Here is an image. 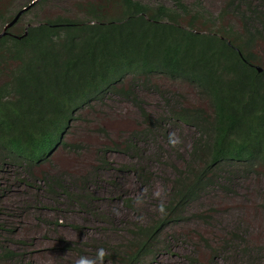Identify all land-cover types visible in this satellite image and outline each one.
<instances>
[{"label": "trees", "instance_id": "obj_1", "mask_svg": "<svg viewBox=\"0 0 264 264\" xmlns=\"http://www.w3.org/2000/svg\"><path fill=\"white\" fill-rule=\"evenodd\" d=\"M172 2L83 0L78 17L46 19L16 33L34 7L0 40V172H32L47 166L60 148H81V143H67L72 126L109 95L133 104L143 128L102 147L99 169H110L111 152L142 156V143L166 134L167 123L193 130L181 165H172L164 202L151 217L133 224L124 242L100 249L112 264H156L166 248L165 232L193 216L191 207L206 191L231 193L239 180L253 176L264 181V71L255 68L264 0L255 7L250 0H229L221 16L227 10L239 16L242 31L208 32L197 27L205 19L195 11L203 8L199 1L194 6ZM9 9L7 17L0 9V34L20 12ZM156 78L187 84L199 103L185 104L178 95L167 98ZM140 87L160 94L166 103L162 115L148 111ZM132 171L145 182L155 175L144 165ZM41 181L51 194L61 191L78 203L79 194L63 177L46 173ZM126 204L136 207L132 199ZM260 208L264 212V187ZM5 253L8 259L18 256L10 248Z\"/></svg>", "mask_w": 264, "mask_h": 264}, {"label": "rangeland", "instance_id": "obj_2", "mask_svg": "<svg viewBox=\"0 0 264 264\" xmlns=\"http://www.w3.org/2000/svg\"><path fill=\"white\" fill-rule=\"evenodd\" d=\"M82 1L50 0L43 7H35L37 2L15 32L58 16L78 17L77 5ZM140 1L156 5L158 0ZM161 1L173 6L172 0ZM182 1L191 6L199 1L203 6L195 9L205 14L197 24L199 29L208 32L234 27L242 31L239 16L229 10L221 16L229 0ZM32 2L0 0V9L7 17L9 8L21 11ZM250 3L255 7L262 5V0ZM190 10L195 14L193 7ZM247 10L244 7L243 12ZM259 11L264 12L261 8ZM257 39L256 66L264 69V32ZM155 82L167 98L178 95L185 104L199 103L185 83L159 78ZM138 92L153 116L162 115L166 103L158 92L141 87ZM84 118L72 126L67 138L68 144L81 143L78 150L60 148L47 166L32 172H0V264H112L100 249L124 242L133 224L151 217L155 207L164 202L172 165H181L180 156L188 149L193 130L167 123L166 134L142 143V156L111 152L107 170L99 169L103 156L99 150L106 145L113 147V142L142 129L140 113L130 102L109 95L104 104L86 110ZM135 165H144L155 173L151 182L132 171ZM46 173L52 178L63 177L72 185L71 192L79 194L78 203L73 204L61 191L51 194L41 181ZM263 187V178L253 176L239 180L231 193L217 188L206 191L191 207L193 216L165 232L166 248L156 264H264ZM128 199L133 200L135 209L127 207ZM9 248L18 255L15 259L7 258L5 250Z\"/></svg>", "mask_w": 264, "mask_h": 264}, {"label": "water", "instance_id": "obj_3", "mask_svg": "<svg viewBox=\"0 0 264 264\" xmlns=\"http://www.w3.org/2000/svg\"><path fill=\"white\" fill-rule=\"evenodd\" d=\"M40 0H34L32 2V4H30L28 7L24 8L23 10H21L16 16L15 18H13V20L11 22H9L3 32L0 34V40L6 36L8 34V30L13 28L20 20V18L24 15L25 12H27L32 6H34L37 2H39ZM255 68L259 71V72H263L264 69L261 68L260 66H255Z\"/></svg>", "mask_w": 264, "mask_h": 264}, {"label": "clouds", "instance_id": "obj_4", "mask_svg": "<svg viewBox=\"0 0 264 264\" xmlns=\"http://www.w3.org/2000/svg\"><path fill=\"white\" fill-rule=\"evenodd\" d=\"M80 264H88L86 261H81Z\"/></svg>", "mask_w": 264, "mask_h": 264}]
</instances>
